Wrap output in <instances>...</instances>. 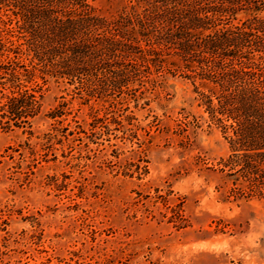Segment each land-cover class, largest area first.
Listing matches in <instances>:
<instances>
[{"label":"rangeland","instance_id":"1","mask_svg":"<svg viewBox=\"0 0 264 264\" xmlns=\"http://www.w3.org/2000/svg\"><path fill=\"white\" fill-rule=\"evenodd\" d=\"M81 1L108 21L136 3ZM0 3V83L40 103L17 119L0 95V264H264V166L233 157L252 152H233L199 63L139 36L63 75Z\"/></svg>","mask_w":264,"mask_h":264},{"label":"trees","instance_id":"2","mask_svg":"<svg viewBox=\"0 0 264 264\" xmlns=\"http://www.w3.org/2000/svg\"><path fill=\"white\" fill-rule=\"evenodd\" d=\"M11 1L31 47L63 75L127 57L139 48V36L199 63L201 73L217 85L212 95L218 104L211 113L232 121L233 152H252L233 157L244 171L264 166V0H134L131 13L110 21L92 16L81 0ZM239 11L250 17L243 26L219 28ZM11 78L9 89H21L18 76ZM3 87L0 83L3 106L14 118L20 119L25 108H40L32 94H5Z\"/></svg>","mask_w":264,"mask_h":264}]
</instances>
